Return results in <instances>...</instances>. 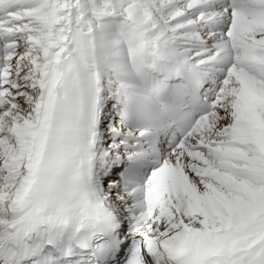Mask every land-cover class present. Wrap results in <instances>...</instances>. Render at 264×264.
<instances>
[{
	"label": "snow or ice",
	"instance_id": "obj_1",
	"mask_svg": "<svg viewBox=\"0 0 264 264\" xmlns=\"http://www.w3.org/2000/svg\"><path fill=\"white\" fill-rule=\"evenodd\" d=\"M0 264H264V0H0Z\"/></svg>",
	"mask_w": 264,
	"mask_h": 264
}]
</instances>
